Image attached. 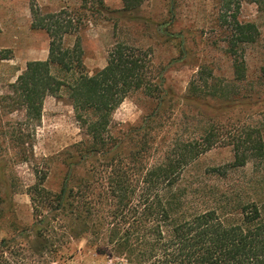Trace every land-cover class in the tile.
<instances>
[{"label":"trees","instance_id":"16d2710c","mask_svg":"<svg viewBox=\"0 0 264 264\" xmlns=\"http://www.w3.org/2000/svg\"><path fill=\"white\" fill-rule=\"evenodd\" d=\"M144 1L122 0L123 10H138ZM248 1L264 14V0ZM240 2L222 0L219 11L222 22L232 18L225 35L232 80L217 82L201 66V83H190L187 99L236 107L244 97L238 86L247 80L244 52L260 31L237 18ZM32 15V28L49 36V54L29 61L11 84L12 110L23 108L32 125L41 121L47 97L65 95L87 140L61 154L66 173L59 190L47 188L48 171L37 175L29 190L34 222L23 236L37 241H0V264H264V199L256 192L253 198L213 196L199 207L185 184L187 170L226 142L212 121L199 135L164 146L155 129L159 111L126 131L112 126L115 111L132 93L141 91L160 107L165 103V80L149 51L117 42L107 65L90 74L72 15L35 7ZM74 35L73 45H66ZM10 59L11 50L0 48V62ZM258 80L264 84V65ZM226 139L234 161L207 173L226 177L264 158L262 129L242 124Z\"/></svg>","mask_w":264,"mask_h":264},{"label":"rangeland","instance_id":"374dc122","mask_svg":"<svg viewBox=\"0 0 264 264\" xmlns=\"http://www.w3.org/2000/svg\"><path fill=\"white\" fill-rule=\"evenodd\" d=\"M87 1L0 0V48L12 52V59L0 62V241H37L23 238L34 222L29 190L42 171H48L47 188L59 190L66 173L61 154L87 140L65 95L47 97L41 121L32 125L23 108L12 110L11 84L32 58L49 52L48 34L32 28V7L72 15L81 27L84 63L90 74L107 65L109 51L117 42L149 51L165 80V103L160 107L143 92L132 93L113 115L115 131L137 127L155 111L162 118L155 128L162 146L199 135L209 121L218 128L226 142L203 155L184 175L199 207L213 196L253 198L256 192L264 199V158L226 177L206 172L234 161L226 138L240 125L262 129L264 135V84L258 80L264 65V14L258 4L241 0L236 11L240 21L257 25L260 36L244 52L247 80L238 85L244 97L233 107L186 98L190 83L200 82L201 66L211 69L217 82L232 80L233 62L225 42L232 18L228 23L220 20L222 0H145L135 11H124L122 0ZM75 39L76 35L70 36L66 45L72 46Z\"/></svg>","mask_w":264,"mask_h":264},{"label":"crops","instance_id":"0c3cea01","mask_svg":"<svg viewBox=\"0 0 264 264\" xmlns=\"http://www.w3.org/2000/svg\"><path fill=\"white\" fill-rule=\"evenodd\" d=\"M48 54H49V52H47V54H45L44 57L39 58V57L36 56V57L32 58L31 60L32 61H35V60H46L48 58Z\"/></svg>","mask_w":264,"mask_h":264}]
</instances>
